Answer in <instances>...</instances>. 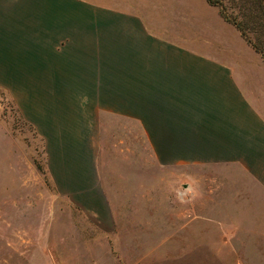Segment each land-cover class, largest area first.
<instances>
[{
    "label": "crops",
    "instance_id": "crops-1",
    "mask_svg": "<svg viewBox=\"0 0 264 264\" xmlns=\"http://www.w3.org/2000/svg\"><path fill=\"white\" fill-rule=\"evenodd\" d=\"M2 87L39 142L44 186L97 239L121 223L136 240L159 222L142 211L160 208L161 184L190 192L199 176L211 254L264 240V62L216 7L0 0ZM66 246L39 249L41 264H64L52 256Z\"/></svg>",
    "mask_w": 264,
    "mask_h": 264
},
{
    "label": "rangeland",
    "instance_id": "rangeland-1",
    "mask_svg": "<svg viewBox=\"0 0 264 264\" xmlns=\"http://www.w3.org/2000/svg\"><path fill=\"white\" fill-rule=\"evenodd\" d=\"M203 2L212 6L206 0ZM34 134L2 87L0 264H41L44 257L39 255L40 250L49 248L55 251V246L62 249L64 245L70 247L69 252L73 251V254L52 256L55 262L264 264V240L256 241L252 255H229L224 249L222 255L211 254L216 251L212 250L214 240L210 239L215 226L203 224V184L199 182V176L193 177L197 180L192 181L190 192L174 181L161 184L160 208L142 211L149 219L157 217L155 213L158 211L159 222L138 225L142 231L135 233L136 240L125 238L128 233L124 231L129 226L121 223L105 226L107 230L113 227V236L118 238L97 239V230L86 214L44 186L49 185V181Z\"/></svg>",
    "mask_w": 264,
    "mask_h": 264
},
{
    "label": "trees",
    "instance_id": "trees-1",
    "mask_svg": "<svg viewBox=\"0 0 264 264\" xmlns=\"http://www.w3.org/2000/svg\"><path fill=\"white\" fill-rule=\"evenodd\" d=\"M264 62V0H206Z\"/></svg>",
    "mask_w": 264,
    "mask_h": 264
}]
</instances>
